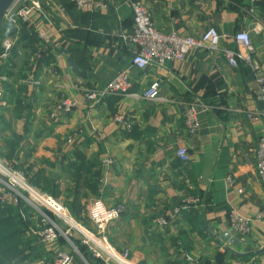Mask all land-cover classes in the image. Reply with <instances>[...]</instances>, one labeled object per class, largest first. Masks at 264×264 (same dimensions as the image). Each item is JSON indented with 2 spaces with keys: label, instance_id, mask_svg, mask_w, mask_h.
Returning <instances> with one entry per match:
<instances>
[{
  "label": "crops",
  "instance_id": "0c3cea01",
  "mask_svg": "<svg viewBox=\"0 0 264 264\" xmlns=\"http://www.w3.org/2000/svg\"><path fill=\"white\" fill-rule=\"evenodd\" d=\"M55 1L64 7L75 6L74 0ZM97 1L106 6L94 12L75 7L74 16L69 12V22L48 2L42 15L33 13L28 29L52 38L53 58L33 73L23 93L34 100L28 106L16 98L18 90L8 85L13 76L16 83L15 75L5 82L8 105L0 108V147L6 148L13 136H19L14 154L18 152L25 167L32 164L35 169L63 174L58 181L64 202L77 201L81 218L92 229L88 219L92 199L101 197L108 205H123L120 217L108 226L107 236L115 250L128 249L137 264H264V186L257 175L255 153L258 140L264 138V106L257 98L253 71L244 63L233 68L222 53L213 57L202 49L164 68L132 66L135 46L129 40L130 4L126 0ZM141 1L156 27L166 33L201 35L214 26L228 35L222 47L233 49V35L247 30L255 46V67L264 72V16L256 10L258 5L254 13L249 11L251 0ZM48 17L55 26H50ZM73 29L88 31L91 40L99 41L87 45L92 73L87 79L77 76L67 63L63 41L69 43L65 32ZM21 55L22 51L11 55L12 61L4 66L15 69ZM125 69L132 94L107 96L95 106L87 101L88 85L101 89ZM155 81L163 100L143 97ZM62 97H72L78 105L72 112L52 117V107ZM16 99L22 103L19 111ZM192 103L202 108V128L195 136L186 132L184 117L185 107ZM118 112L130 117L131 130L114 121ZM70 135H76L71 143L67 141ZM179 146L188 149L187 163L176 155ZM82 158L98 159L100 164L88 165L87 176L74 179L62 165L79 164ZM106 159L113 163L106 165ZM97 171L101 174L98 196L84 183L85 179L94 184ZM228 176L235 180L232 187L226 183ZM188 197L198 198V205L184 204ZM232 209L254 220L250 233L242 235L232 229ZM33 211L39 225L40 214ZM161 218L168 223L160 225ZM228 232L237 242L220 238ZM170 236L177 246L170 244ZM35 246L41 248L42 256L32 264L51 262L59 248H69L63 236L53 245L37 240ZM73 264H79L78 260Z\"/></svg>",
  "mask_w": 264,
  "mask_h": 264
},
{
  "label": "built area",
  "instance_id": "2783aa9c",
  "mask_svg": "<svg viewBox=\"0 0 264 264\" xmlns=\"http://www.w3.org/2000/svg\"><path fill=\"white\" fill-rule=\"evenodd\" d=\"M126 1L130 4L133 15V25L129 36L130 42L135 46L131 59L132 66L141 70H145L151 65L164 68L170 61L184 60L189 53L196 49L205 50L213 57H217L222 53L223 57H225L227 63L231 67L237 68L240 63H244L250 67L254 73L258 88L257 98L264 106V72H259L255 67V46L250 33L247 30H238L233 35V40L236 43L235 48H223L221 45L222 41L227 39L228 35L220 33L214 26L208 27L201 35H183L174 31L166 33L156 27L147 6L141 0ZM261 1L262 0H251L252 5L249 11L254 13L255 6ZM45 2L50 3L52 8L55 7L59 15L69 22V12L66 7L58 5L55 0H17L13 6L4 13L3 25L4 23H12L14 25H18L19 23L28 24L31 21L34 12L41 14ZM74 4L79 11L91 12H94L96 9H102L106 6L104 2L97 0H74ZM47 20L50 26H55V21L51 17H48ZM38 36L41 41V48L47 50L52 42V38L44 33H39ZM18 39V36L15 35L5 38L1 43L0 72L4 68L6 62L9 61ZM7 80L8 77L0 73V108L8 105L5 99L6 89L4 86V83ZM34 83L36 82L34 81ZM131 86L129 71L128 69H125L116 75L105 87L88 91L86 93V98L92 106H95L98 103H101L107 96L115 95L122 97L132 94L130 92ZM143 97L150 100H163L159 91V82H153L143 93ZM33 102V98H28V104H32ZM77 105L78 101H76V99L72 97H62L53 105L51 116L54 117L61 112H72ZM204 109H206V107H204ZM201 111L202 108L200 109L196 103L189 104L185 107L184 117L186 132L191 136H195L202 128V120L200 118ZM250 116L253 119L256 118L254 115ZM113 119L121 128L126 130L132 129L133 122L125 113H115ZM81 132L82 131H79V133ZM75 136L70 135L67 141L70 143L73 142ZM255 153L257 175L264 186L263 137L258 140ZM176 155L184 163H187L190 158L188 149L185 146H179L176 150ZM112 163V159H106V165H111ZM0 165L3 166L1 163ZM3 167L6 169L4 170L5 172L7 171L8 175H13L15 181L18 182L23 189L18 190L10 187L8 182L0 178L3 185L16 196L22 198L28 205L33 207L43 218L42 224L44 225V229L32 230V232L37 235L41 244L46 246L53 245L60 236H63L69 245V248H59L56 251L53 261L46 263L43 262L42 264H73L76 256H79L84 263L88 264L78 247L72 242L71 237L73 235L71 231L69 229L61 228L57 221L40 210L41 205L43 209H47L53 213L56 218H62L60 220L64 223H68L67 219H73V215L66 206L62 204L59 199L29 186L20 173L12 171L11 174V171L8 168L5 166ZM226 183L228 187H232L235 185V180L232 176H228L226 178ZM22 191H25L26 194H23ZM239 192H242V190H239ZM2 199L5 201H12L15 200L16 197L12 199L10 193L3 192ZM198 202V198L188 197L184 204L198 205ZM123 211V205H108L104 199L96 197L89 203L88 208V217L93 224L94 229L90 230L82 226V230L78 229L81 234V242L86 245L88 251L93 257L100 259L103 264H137L130 259V253L128 250L123 252L115 250L107 236L108 226L118 219ZM230 217L231 227L234 231L242 235L251 232L253 226L252 223L254 221L251 217L242 215L236 209L231 210ZM167 223L168 221L165 218L159 220L160 225H166Z\"/></svg>",
  "mask_w": 264,
  "mask_h": 264
},
{
  "label": "trees",
  "instance_id": "16d2710c",
  "mask_svg": "<svg viewBox=\"0 0 264 264\" xmlns=\"http://www.w3.org/2000/svg\"><path fill=\"white\" fill-rule=\"evenodd\" d=\"M259 7L256 9L258 11H261V16H264V0L259 2L257 4ZM75 6L73 4L67 5L66 9L68 12H70L74 16V9ZM133 19V18H132ZM18 36V41L16 45L13 48L12 55H17V49L18 47L22 48V53L26 50L29 52L27 53L28 56H26L25 53H23L26 57L33 56L35 52L39 49L40 51L37 52V61L38 64H36V67L34 65L33 72L37 71V67L40 65H44V63H50L52 62V49L49 47L47 50H44L41 48V46H38L41 41L38 36V34L35 31H31L28 29L27 23H19L18 25H14L12 23L2 25L0 28V45L2 42V39L6 37H12V36ZM90 34L88 31L84 30H68L65 32V39L69 43H66L63 41V47L66 46V51L68 53L67 63L68 66L71 67L73 72L79 76L83 77L85 79L91 77V67L87 56V45L89 43H98L99 41L91 40L89 37ZM82 40L85 41L84 44H82ZM254 44V43H253ZM42 51H41V49ZM11 60V57L9 61ZM12 61V60H11ZM1 70V74L6 75L8 78L11 75H16L15 70H9L11 67H6ZM14 67H16L14 65ZM39 68V67H38ZM26 75V74H25ZM26 76H22V78H26ZM5 86V83H4ZM89 89L93 90L96 89L95 86H89ZM18 90V95L16 94V98L20 99V92L23 93L27 89V85L21 84ZM28 98L23 99V101L27 100ZM22 104V103H21ZM20 102L15 104L17 106V110L19 111L22 109V105ZM28 106L29 104L26 103ZM263 107V106H262ZM20 137L19 136H13L12 141H8L7 146L12 149V152H10L6 157L13 159V163H4L6 168H12L17 172H21L26 183L41 191L44 193H47L55 198L59 197V195L62 194V189L59 183V177H63V174L60 176L56 174L53 171H48L44 167H39L35 169V166L30 164L25 167L26 163L21 162L19 154L15 155V148L18 147V141ZM17 150V149H16ZM0 158V162H1ZM46 162H49L48 160H45ZM63 161H61L62 163ZM2 163V162H1ZM99 163L98 159H86L83 158L80 159V163L77 162L68 163L66 167L63 164L64 170L69 171L68 174H72L74 179H81V177H85L87 172V166L91 164V166L96 165ZM100 164V163H99ZM71 169H74L75 172L72 173ZM66 171V172H67ZM96 176L95 183H86V180L84 179V183L88 189H90L91 192H93L96 196L99 195V185L98 182H100V171L94 173ZM0 178L3 179L2 174L0 173ZM3 192L10 193L12 199L16 197L15 200L12 201H5L2 199ZM23 194H26L25 191H22ZM66 208L72 213V215L77 219L76 221L81 223L79 220L83 221L84 219L81 218L80 214L82 211V207L77 203V201H72L69 203H64ZM44 212L50 216L55 221L57 218L47 209H43ZM33 208L28 205L22 198L16 196L13 192L9 191L3 183L0 182V264H32L34 261H36L38 258L42 256L41 248L35 246V242L38 239L37 235H35L32 230H42L44 229V225L42 224V216L38 215V221L39 225L36 224V220L34 218L35 214ZM169 220V219H168ZM62 236L59 237L61 239ZM59 239L56 241V243L59 241ZM72 242L78 247L82 255L85 257L88 264H103L100 259H97L93 257V255L88 251L86 245H84L80 239H77L75 237H71ZM170 244L172 246H177V240L172 236L169 237ZM55 244V243H54ZM76 260H78L79 264H83L84 262L76 256Z\"/></svg>",
  "mask_w": 264,
  "mask_h": 264
},
{
  "label": "rangeland",
  "instance_id": "374dc122",
  "mask_svg": "<svg viewBox=\"0 0 264 264\" xmlns=\"http://www.w3.org/2000/svg\"><path fill=\"white\" fill-rule=\"evenodd\" d=\"M251 36V35H250ZM7 38V37H6ZM5 39V38H4ZM4 39H2V42H3V40ZM252 39V38H251ZM1 42V43H2ZM41 49V48H40ZM24 50V49H23ZM22 50V48L21 47H18V49H17V52L19 53V51H23ZM38 51H40L39 49L37 50V52ZM41 51H42V49H41ZM37 52H35L34 53V55L32 56L31 55V57H26V56H28V54L27 53H29L27 50H26V52L24 51L23 53H25L26 54V56L22 53V55L21 56H23L22 58H21V60L19 61V63H18V65H17V67H15V69L14 68H12V69H14L15 70V79H16V83L14 82V76L13 77H11V80H10V82L8 83V85L9 86H12V89L14 90H19V86L21 85V84H26V85H31V83H32V77H33V67H34V65H36V64H38V61H37ZM20 55V54H19ZM11 69V70H12ZM27 75V77L26 78H22V76H26ZM14 90V91H15ZM24 93V92H23ZM23 93H19L20 94V96H21V98L19 99V101L20 102H22V103H25V101H23V99H25V97L23 96ZM28 98V97H27ZM30 98V97H29ZM61 98H59V99H57L56 101H59ZM16 101H17V99H16ZM26 104V103H25ZM0 155H1V158H2V160H1V164H3V165H5L4 163H6V164H8V161H10V158H8V157H6L10 152H12V149L9 147V145L5 148V147H3V148H1L0 147ZM5 166H7V165H5ZM8 168V167H7ZM10 171V173L12 174V171H15L14 169H10V168H8ZM17 172V171H16ZM0 173L2 174V176H3V179L2 180H4V181H6V182H8V184H9V186L10 187H13V188H16V189H18V190H22L23 188H22V186L18 183V182H16L15 181V178L13 177V175H8V173H7V171L5 172V171H3L1 168H0ZM18 173H20V175H22V173L21 172H18ZM23 176V175H22ZM21 178V177H20ZM57 199H59L61 202H62V204H64L65 202H64V196L62 195H59V197H57ZM65 205V204H64ZM112 206H114V205H112ZM39 207V206H38ZM40 210H42L43 212H44V210H43V208H42V206L40 205ZM45 213V212H44ZM60 219H62V218H60ZM60 219H58L57 218V223H58V225L61 227V228H64V229H69L70 231H71V233H72V235L73 236H75V237H79V239L81 240V234H80V232L78 231V228H77V226L79 225V226H82V227H85V228H88V229H92L89 225H90V223H88V221H86V220H83V221H81V220H79L81 223H83V224H80L79 222H77L76 220V218L73 216V226L72 225H70L69 223H64L62 220H60ZM89 219V218H88ZM125 250H128V249H123V250H119V252H123V251H125ZM118 251V250H117ZM129 251V250H128ZM83 264H86V263H83Z\"/></svg>",
  "mask_w": 264,
  "mask_h": 264
},
{
  "label": "water",
  "instance_id": "95a60500",
  "mask_svg": "<svg viewBox=\"0 0 264 264\" xmlns=\"http://www.w3.org/2000/svg\"><path fill=\"white\" fill-rule=\"evenodd\" d=\"M17 0H0V28L3 25V16L4 13L9 10L13 4L16 2ZM1 169H5L3 166L0 165ZM6 170V169H5ZM4 170V171H5ZM0 182H2L0 180ZM3 183V182H2ZM223 241L227 242V241H232V242H237L234 239H231V234L230 232L228 233H224L221 237H220Z\"/></svg>",
  "mask_w": 264,
  "mask_h": 264
},
{
  "label": "bare ground",
  "instance_id": "6f19581e",
  "mask_svg": "<svg viewBox=\"0 0 264 264\" xmlns=\"http://www.w3.org/2000/svg\"><path fill=\"white\" fill-rule=\"evenodd\" d=\"M67 222H68L70 225L73 226V223H74V222H73L72 219H67ZM77 228L80 229V230H82V229H81V226H79V225L77 226Z\"/></svg>",
  "mask_w": 264,
  "mask_h": 264
}]
</instances>
